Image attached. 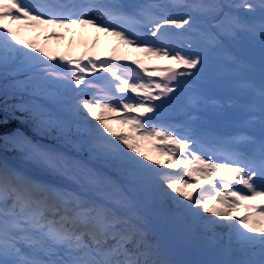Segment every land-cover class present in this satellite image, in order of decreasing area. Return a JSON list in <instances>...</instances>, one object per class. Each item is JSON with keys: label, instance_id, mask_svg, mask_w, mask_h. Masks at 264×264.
<instances>
[{"label": "rangeland", "instance_id": "1", "mask_svg": "<svg viewBox=\"0 0 264 264\" xmlns=\"http://www.w3.org/2000/svg\"><path fill=\"white\" fill-rule=\"evenodd\" d=\"M82 1L86 7L84 18L71 21L50 14L46 5L49 0H0V22L8 28L5 37H0V42L17 38L23 42L22 55L11 67L21 64L24 59L30 61L39 54L47 56L50 44L57 45L58 55L49 62L33 65L30 76L35 83L47 88L51 86L50 79L67 83L73 89L74 99L32 97L35 104L47 105L54 118L76 120V115L80 113L82 123L94 126L93 133L87 138L106 155L126 153L141 159L145 151H152L158 158L154 163L145 164L148 167L145 177H129L117 182L118 189L125 196L122 201L115 197L114 206L118 210L113 207L111 210L106 197L102 196L105 188H94L98 183L97 168H101L98 164H90L86 157L68 153L63 163L60 158L62 152L54 145L38 152L33 149L29 154L37 164L48 172L62 173L75 185L67 186L62 181H54L50 195L44 198L51 206L39 208L35 200L40 196L22 200L24 175L28 170L8 163L3 173L7 176L6 180L9 177L18 188H14L12 195L11 192L5 195L0 192V211L18 210L33 220L35 235L28 237V247L31 252L39 251L37 255L43 259H47L50 253L52 239L61 237L60 253L68 264H123V260L124 264H186L184 254L190 259L194 257L195 261L196 256L203 255L206 258L204 262L200 261L203 264H241L240 260L245 256L243 250H229L227 243L218 246L219 241L214 240L212 245L216 250L206 255L208 236L198 238L197 235L204 230L209 233L208 228L221 221L232 220L235 225L218 234L231 236L235 240L234 249L241 243L248 246L263 243L264 213L246 223L240 222V217L254 203L264 201V191L260 190L262 194L253 192L255 186L264 189V185L250 178V169H239L232 164L239 176L250 180L240 199L231 201L225 195L206 193L212 187L208 186L209 183L212 185L214 174L211 161L202 153L188 160L176 157L171 145L173 135L167 133L162 123L143 133L146 122L141 114L144 111L154 112L159 118L175 114L168 107H160L153 101L159 95V89L164 87L159 76L182 63L194 67V70L182 73L183 78L190 76L192 71L199 74L196 76V102L201 107L204 108L205 97H213L210 83L224 91L231 90L227 81L235 80L237 86L234 93L249 97L253 91L252 84L260 75L253 61L264 62V0H251L255 7L249 11L246 7L249 0H219L215 5L214 1L208 3V0H202L204 5L208 3V15L199 19L196 30L191 31L185 40H179L177 32L192 21L197 8L195 1H187V12L179 15L176 11L183 5L181 0L161 2L151 8V14H147L149 21L137 26L135 33L120 26L118 20L109 19L112 11H116L125 0ZM233 8H238L241 14L240 28L230 36L221 33V41L214 40L211 31H220L224 18ZM251 19L259 20V25H252ZM120 33L126 34L124 40L119 38ZM96 37L98 42L93 47L91 42ZM104 42L109 48L103 51L106 47H99ZM112 51L118 58L138 60L146 67L143 75L128 78L123 85L126 92L124 108L99 94L95 95L99 91L97 82H90L91 78L105 74V67H96L95 59H104ZM240 54L244 60L238 59ZM237 67L239 69L235 72ZM263 87L262 83L258 85L256 93L264 100ZM91 91L95 92H92L95 98L87 96ZM226 101L229 107L238 103L233 99ZM54 104L59 108L55 109ZM226 109L218 100L214 101L212 107L205 109L197 119L202 127L212 129L214 123L208 116L214 119ZM253 123L261 125L263 122L255 119ZM18 138L17 141L24 139ZM162 142L164 147L158 145ZM205 174H210V182L202 183L199 177ZM144 186L152 197L128 194V191L132 193ZM200 187L206 194H197ZM68 191L76 197L71 198ZM151 206L159 211L151 213ZM121 207L126 211L121 212ZM65 226L73 228V233L67 232ZM81 227H88L89 232L84 231L83 236L78 234ZM176 252L184 253L183 257Z\"/></svg>", "mask_w": 264, "mask_h": 264}, {"label": "trees", "instance_id": "2", "mask_svg": "<svg viewBox=\"0 0 264 264\" xmlns=\"http://www.w3.org/2000/svg\"><path fill=\"white\" fill-rule=\"evenodd\" d=\"M212 1L216 0L207 2L211 3ZM183 2H187V0H183ZM179 11L184 12L185 7H180ZM7 30L5 23L0 22V37H5L4 33H7ZM107 44L104 42L100 47L105 48ZM22 45L23 42L19 38L16 40L4 39L0 42V179L5 177L3 172L8 163L26 167L28 172L24 175L25 185L23 188L25 199L29 200L32 197L40 196L37 201L35 200L38 207L51 206L44 198L50 195L54 181H59L58 183L62 181L67 186L75 185L74 181L66 179L62 173L46 171L29 153L33 149L38 152L54 145L58 151L62 152L60 158L63 163L66 161L65 154L68 153L86 157L85 159L90 164L95 163L101 167L97 168L99 169L96 176L98 183L94 188L98 190L105 188L102 196L106 197L110 209L111 207L115 208L114 198L122 201L125 196L118 189L117 182L129 177H145L148 168L146 165L151 161L152 163L156 162L154 160L158 158L157 154L145 151L141 155V159L126 153L115 152L106 155L99 146L94 145L87 138V135L93 133L94 126L92 123H82L83 117L80 113L76 115V120L54 118L53 111L47 105L42 106L40 102L35 104L31 98L38 96H42L46 100L63 97L72 100L74 99L73 89L58 79L48 80L51 86L47 88L40 83H35V79L30 76L33 65L39 62H49L58 55V47L53 43L50 44L47 56L39 54L30 61L24 59L21 64L11 67L12 63L22 55ZM18 137L24 139L17 141L20 139ZM14 188V183L11 184L8 181L0 183L2 194H9L10 190ZM10 194L12 195V191ZM68 194L71 198L76 197L73 192ZM128 194L152 197L147 186L136 189L132 193L128 191ZM115 210L118 209L115 208ZM120 211L124 212L126 209L121 207Z\"/></svg>", "mask_w": 264, "mask_h": 264}, {"label": "bare ground", "instance_id": "3", "mask_svg": "<svg viewBox=\"0 0 264 264\" xmlns=\"http://www.w3.org/2000/svg\"><path fill=\"white\" fill-rule=\"evenodd\" d=\"M15 8L18 9L17 6H15ZM85 59L88 60V58H86V57H85ZM238 59H243L244 60L245 58L243 57V55L240 54L238 56ZM253 63L258 68V70L260 72V75H259V77L256 80H254V82L252 84L253 91L249 95V97L247 95H243L241 97L239 94L234 93L233 90H235V88L237 86V82H235V80L233 81L231 90L227 89V90L222 91V90H219V89L215 88V86H213V83L209 84L211 89L214 90V93L211 96H213L215 98H221L223 100L233 99L236 102H238V103H236V105L233 104L231 107L228 106V108H227V110L225 112H223L221 115H219L217 117H214V119L217 118L219 121H225V122H227V124H231V123H233L234 120L240 118L239 116L242 114V112L247 110L249 102L258 100L259 102L254 108L255 110L258 111V113L256 114V119L258 121H260V122H264V100L261 99V98H258L257 93H256L258 85H260L261 83H262V85H264V62L259 63L257 61H253ZM189 78L190 77L187 76L186 79H183L182 82H185V81L189 80ZM105 79H106V76L103 75V74L102 75L100 74L97 77L91 78L90 82L94 83L96 81L97 83H99V82H103ZM181 85H182V83L172 86L173 88L178 89V91L181 93V95H180L181 97L179 98V106H182V103H183L182 102V100H183L182 92H183L184 89H183V87H181ZM92 92H94V91L88 92L87 96L90 97V98H95V95L92 94ZM218 95H220V96L218 97ZM173 112H175V111H173ZM242 115H244V114H242ZM257 126H258L257 130L259 132H263L264 131L263 125L259 126V124H257ZM204 134L210 140L211 137L209 136V134L211 135V133H210V129L208 127L205 128ZM171 145H173L174 148H175L177 144L173 142V143H171ZM215 165L216 164H213V166H215ZM216 169H217V167L215 168V170ZM215 170H214V173H215ZM199 178H200L199 181L202 182V183L205 182V181L210 182V180H209L210 174H205L203 177H199ZM208 186L211 187L212 186L211 183H209ZM260 190L264 191L263 188L256 187V189L253 192L254 193H258V194L259 193H263V192H260ZM203 191H204L203 187H200V189H198V191H197V194H206ZM261 202H264V201H260V202L257 201L256 203H261ZM254 205H255V203H254ZM153 207H155V206H153ZM243 214H244V212H243ZM243 214L241 215L240 218H242ZM231 221L232 220H228V222H226L225 220L221 221L218 225L216 224V225L212 226L211 228H208L209 233H207L204 230L202 232V234H198L197 235L198 238H202L203 236H208L207 248H206V251H205L206 255L207 254L211 255V252L216 250V248L212 244L215 241H219L218 246H220V244L224 245V244L227 243V248L229 250H231V249L232 250H243L242 252L245 253V256H243L241 258V260H240L241 264H264V242L260 243V244H257V245H252V246H250V245L248 246L247 243H241L238 246H235V249H234L233 245L235 244V240H233L231 238V236H229V237L227 235L220 236L218 234L219 232H221L223 230H229L230 228H232L235 225V223L233 221L232 222ZM228 225H229V227H228ZM201 228H203V227H201ZM169 246H171V244H169ZM174 248H173V250L176 251ZM44 249H45V246H44ZM51 252L53 253V251H51ZM176 253L183 257L184 253L183 254L181 252H176ZM53 254H56V253L54 252ZM31 255H32V253H31ZM32 256L34 257L35 255H32ZM188 257L189 256L187 254H184V258L183 259L186 260V264H203L200 261H203V260L206 259L203 255L196 256L195 257L196 261L194 260V257L191 258V259L188 258ZM41 261H44V259H41ZM204 264H208V263H204Z\"/></svg>", "mask_w": 264, "mask_h": 264}, {"label": "water", "instance_id": "4", "mask_svg": "<svg viewBox=\"0 0 264 264\" xmlns=\"http://www.w3.org/2000/svg\"><path fill=\"white\" fill-rule=\"evenodd\" d=\"M178 68L168 71L164 75L160 76L159 80L162 82H168L169 84H175L181 81V78L177 76ZM162 95H159L155 98L154 102L160 106H171L176 108L178 105L177 96L179 95L178 91L174 88H162L160 89ZM146 120H153L155 118L153 113L146 112L142 115Z\"/></svg>", "mask_w": 264, "mask_h": 264}]
</instances>
